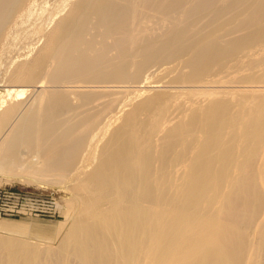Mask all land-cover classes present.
I'll return each instance as SVG.
<instances>
[{"label":"bare ground","instance_id":"6f19581e","mask_svg":"<svg viewBox=\"0 0 264 264\" xmlns=\"http://www.w3.org/2000/svg\"><path fill=\"white\" fill-rule=\"evenodd\" d=\"M0 174L81 201L0 264H264V0H0Z\"/></svg>","mask_w":264,"mask_h":264},{"label":"rangeland","instance_id":"374dc122","mask_svg":"<svg viewBox=\"0 0 264 264\" xmlns=\"http://www.w3.org/2000/svg\"><path fill=\"white\" fill-rule=\"evenodd\" d=\"M12 50L11 44L4 42L1 54ZM80 202L63 185L0 174V237L23 235L34 241L43 229L55 230L58 223L72 219Z\"/></svg>","mask_w":264,"mask_h":264}]
</instances>
